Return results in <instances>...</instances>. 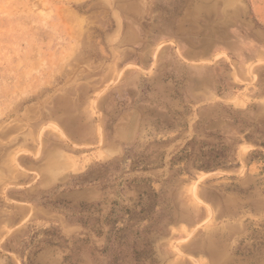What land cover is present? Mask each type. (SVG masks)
<instances>
[{"label": "rangeland", "instance_id": "1", "mask_svg": "<svg viewBox=\"0 0 264 264\" xmlns=\"http://www.w3.org/2000/svg\"><path fill=\"white\" fill-rule=\"evenodd\" d=\"M0 264H264V0H0Z\"/></svg>", "mask_w": 264, "mask_h": 264}]
</instances>
